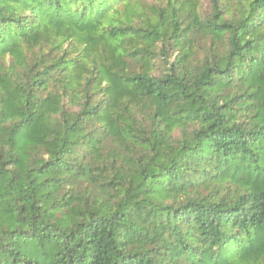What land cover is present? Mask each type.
I'll list each match as a JSON object with an SVG mask.
<instances>
[{
  "label": "trees",
  "instance_id": "obj_1",
  "mask_svg": "<svg viewBox=\"0 0 264 264\" xmlns=\"http://www.w3.org/2000/svg\"><path fill=\"white\" fill-rule=\"evenodd\" d=\"M0 264H264V0H0Z\"/></svg>",
  "mask_w": 264,
  "mask_h": 264
},
{
  "label": "rangeland",
  "instance_id": "obj_2",
  "mask_svg": "<svg viewBox=\"0 0 264 264\" xmlns=\"http://www.w3.org/2000/svg\"><path fill=\"white\" fill-rule=\"evenodd\" d=\"M146 1H148L150 3L155 2V0H146ZM201 2L204 5V9H208V7H209V0H201Z\"/></svg>",
  "mask_w": 264,
  "mask_h": 264
}]
</instances>
